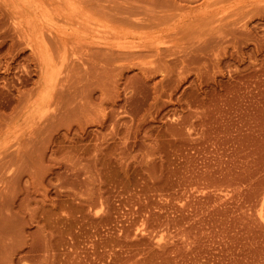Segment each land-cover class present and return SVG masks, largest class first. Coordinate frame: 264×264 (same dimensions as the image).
<instances>
[{
    "label": "rangeland",
    "instance_id": "obj_1",
    "mask_svg": "<svg viewBox=\"0 0 264 264\" xmlns=\"http://www.w3.org/2000/svg\"><path fill=\"white\" fill-rule=\"evenodd\" d=\"M39 1L0 0V264H264V0Z\"/></svg>",
    "mask_w": 264,
    "mask_h": 264
},
{
    "label": "bare ground",
    "instance_id": "obj_2",
    "mask_svg": "<svg viewBox=\"0 0 264 264\" xmlns=\"http://www.w3.org/2000/svg\"><path fill=\"white\" fill-rule=\"evenodd\" d=\"M11 1H13L14 5H15L16 16H15V18L14 17L13 18H14V24L17 27L18 26H24V28L28 29V27H29V29L32 30L34 27L35 28L38 27V23H40L41 21L44 24L45 16H47L48 14L45 15L47 13V11L43 7L44 4L42 5L41 1H39V0H27L26 3H21L20 0H11ZM46 9H47V7H46ZM45 11H46V13H45ZM29 29L27 30L28 32L30 31ZM101 31H103V30H101ZM101 31L98 29L97 34L100 35ZM101 33L103 34L105 32L103 31ZM97 43L102 44L100 41ZM29 45L32 47V52L34 53L33 55L35 56L34 58H39V61H40L39 63L41 64L40 68L42 71V74H41L42 86H43V88H45V86L51 81L52 75H53V70L55 68V60L57 59V56L55 54L56 53L55 47H54V49L49 47L45 41V38H43L42 36L39 37V41L37 42V44H34L33 39H31L30 35H29ZM124 45H126V44H124ZM137 46H139V45L136 44L135 47H137ZM58 47L56 49H59ZM128 47L131 48L133 46L129 45ZM135 47H133V49H129V50H134ZM124 49H125V47H124ZM159 51H160V49H159ZM160 52H159V55L161 54ZM113 53L116 55L115 52H112L111 56H115ZM126 53L128 54V52H121L120 51L117 54L118 55L120 54L119 57L121 56V54H124V56L127 57ZM132 55H134V57H135L134 52H133V54H131V56ZM136 55L138 56L139 54H136ZM129 56H130V54L128 55V57ZM108 57H110V56H108ZM66 59H67V57L65 58V60ZM49 85L50 84H48V86ZM56 85L57 84H55V86ZM48 86H47V88H49ZM29 102H28V104H29ZM38 103L39 102H36V104H38ZM47 106L50 107L49 105H47ZM45 107H46V105H45ZM44 109H46V108H44Z\"/></svg>",
    "mask_w": 264,
    "mask_h": 264
}]
</instances>
